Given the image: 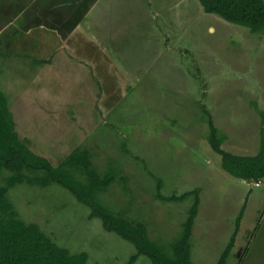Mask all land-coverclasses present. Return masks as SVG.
<instances>
[{"label": "rangeland", "instance_id": "rangeland-1", "mask_svg": "<svg viewBox=\"0 0 264 264\" xmlns=\"http://www.w3.org/2000/svg\"><path fill=\"white\" fill-rule=\"evenodd\" d=\"M7 1L0 0V9L14 8ZM61 1L50 0L41 11ZM174 7L168 10L181 20L174 17L175 34L167 37L161 34L171 24L167 14L124 12L126 20L135 19V34L122 53L117 45L126 37L110 38L106 28L95 32L87 26L67 43L53 29L0 28V92L22 143L86 198L83 169L61 164L73 150L88 149L97 177L114 178L106 190L88 197L96 209L57 181L41 186L25 180L7 196L21 220L37 224L72 254L86 252L88 264H127L136 247L106 229L96 214L145 224L152 242L172 253L195 196L167 198L197 190L190 260L215 264L218 258L212 262L202 252L228 238L244 193L252 190L237 239L250 243L249 253L239 263L237 252L225 264H264V198L253 199L264 197V177L257 186L256 180L233 176L209 142L211 118L229 153L255 156L264 147V36L206 13L199 0ZM90 31L99 34L100 43L92 33L85 36ZM10 175H0V186ZM133 264L154 263L141 254Z\"/></svg>", "mask_w": 264, "mask_h": 264}, {"label": "trees", "instance_id": "trees-1", "mask_svg": "<svg viewBox=\"0 0 264 264\" xmlns=\"http://www.w3.org/2000/svg\"><path fill=\"white\" fill-rule=\"evenodd\" d=\"M206 13H214L223 19L247 27L252 33L264 34V0H199ZM211 133L209 142L212 148L222 158V168L227 172L244 180H259L264 177V147L255 156H240L229 153L221 148L224 137L218 136V130L210 118ZM88 149L77 148L69 153L62 165L83 169L88 184L82 189L88 190L87 198L74 185L53 174L52 164L48 159L37 155L30 146L20 140L15 130V122L8 109V103L0 92V175L10 172L4 186H0V264H88L89 255L86 252L72 254L59 246L37 224L25 223L21 220L13 204L7 196V191L15 184L26 180L29 184L46 186L52 181L61 182L83 201L91 204L88 197L106 190L114 178L111 176L99 179L90 161ZM24 170H46L47 178L37 176L25 177ZM70 180L71 177H70ZM69 180V181H70ZM74 181V180H72ZM160 189V183L158 185ZM194 195L195 199L189 209L188 216L183 223L179 238L172 244V253H166L148 237L145 224L130 221L125 218L110 216L103 212L96 215L103 216L106 229L113 230L124 239L132 242L136 247V254L132 255L127 264H133L136 259L145 254L151 257L154 264H194L190 260V236L195 217L198 212V191L193 190L180 196L168 197L171 201H183ZM158 197L164 199L160 193ZM96 209L95 206L91 204ZM100 211V210H99ZM243 211L240 212L236 224H239ZM93 211L92 216H96ZM91 216V217H92ZM235 243V233L232 235L226 249L217 264H225Z\"/></svg>", "mask_w": 264, "mask_h": 264}, {"label": "crops", "instance_id": "crops-1", "mask_svg": "<svg viewBox=\"0 0 264 264\" xmlns=\"http://www.w3.org/2000/svg\"><path fill=\"white\" fill-rule=\"evenodd\" d=\"M13 1H12V3H14V8L12 9L13 12L10 8H8V6H6V8L3 7L2 9H0V28L2 30L3 29L22 30L23 28L27 30L33 28H43L49 30L53 29L58 36L64 37L63 40L64 42L67 43L68 38H71L73 36L78 37L79 33L81 34L80 29H83L91 25L92 27L91 29L94 30L95 28V32H99V28H101V30L102 28H106L107 30L106 34H110L111 35L110 38H115L116 36H121L123 38L126 37L122 42L119 43L121 45V48L119 45H117V49L120 53L126 51L127 37L135 34V32H133V29H135L133 28L135 19L126 20V19H130V17L129 15H126L125 16L126 19H125L124 12L132 13L133 11H138L143 9L147 11V13L148 11L150 12L154 11L155 14L157 15V18L161 15V12H162V16L167 14V19L168 21L171 22V24L167 23L169 26L168 30H163V32L161 33L164 37H167L171 34H175L173 33V30L171 28V26L173 25L174 17L178 20H181L180 14L174 15L172 14V11L168 10V5L174 4L175 6L174 9H177L178 4L180 5L182 1H185L186 8L188 7V5H193V3L195 5V0H62L60 4L51 5L47 11L42 12L41 6L45 5V3H50V0H13ZM10 2L11 1L9 0L6 3L10 4ZM88 13H91L89 17L87 15ZM147 18L148 17H146V22H147ZM72 21H74V25L71 24ZM211 28L212 27H210V29ZM90 33H92V31L86 32L85 36L91 38ZM92 34H94L93 37L95 42L100 43L99 34L98 33H92ZM262 36H264V34H262ZM115 56L117 57L116 54ZM111 64H114V62L108 63V66ZM241 180L244 182L246 181L243 179ZM251 182H254V180H251L249 183ZM251 191L252 190L246 189L247 194L244 193L245 200L243 199V201L245 205L247 204L248 197L251 194ZM260 197L261 199L264 198L262 195L257 194V196L253 197V199H257L262 203L263 199L262 200L259 199ZM241 202H242V197L240 203ZM244 204H241L238 215L234 220V224L230 229V231L228 232L229 233L228 238L225 239L222 243H220L219 246L217 245L215 247L214 244L210 245L212 251L209 252L203 251L202 257L204 259L212 258V262L215 261V259L217 258L219 260L234 233H235V243L227 259H229L232 255L238 252V260L240 263L243 260V258L248 255L249 251L247 252L248 250L247 247L250 245V243L248 242V244L245 245L242 244L241 242H237L238 237L241 234H243L241 233L240 227L244 218L243 215L245 209ZM241 211H243V214L240 218L239 224L237 225L236 220ZM197 226H198V218L196 215L192 227V232L196 229ZM192 232L189 241L190 247L192 246L191 244ZM190 256H191V251H190ZM217 262L215 264H217Z\"/></svg>", "mask_w": 264, "mask_h": 264}, {"label": "built area", "instance_id": "built-area-1", "mask_svg": "<svg viewBox=\"0 0 264 264\" xmlns=\"http://www.w3.org/2000/svg\"><path fill=\"white\" fill-rule=\"evenodd\" d=\"M262 183V179L256 181V185H260Z\"/></svg>", "mask_w": 264, "mask_h": 264}]
</instances>
